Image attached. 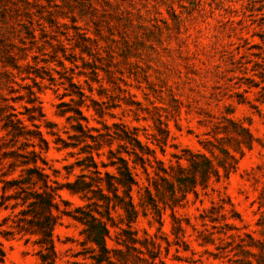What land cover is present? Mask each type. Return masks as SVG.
I'll use <instances>...</instances> for the list:
<instances>
[{"label": "rangeland", "instance_id": "obj_1", "mask_svg": "<svg viewBox=\"0 0 264 264\" xmlns=\"http://www.w3.org/2000/svg\"><path fill=\"white\" fill-rule=\"evenodd\" d=\"M32 115L38 120L29 121ZM16 119L29 134L17 136ZM114 125L155 149L176 188L172 199L152 158L148 175L135 167L136 203L155 183L163 194L130 226L145 242V261L116 255L115 264H151L148 250L157 264H264V0H0V180L39 152L46 161L39 165L63 186L56 201L111 217L113 248L126 220L107 201L86 200L65 185L82 173L94 178L82 161L88 153L101 172H114L104 165L117 155L131 164L105 135L118 131ZM35 126L46 151L32 136ZM239 126L251 133L250 148L236 143L244 139ZM221 148L237 160L228 176L220 168L219 179L196 194L189 182H175L192 172L186 158L200 153L217 164L226 160ZM82 228L61 216L59 264L90 262L74 256L84 248ZM0 243L4 264L38 262L33 237Z\"/></svg>", "mask_w": 264, "mask_h": 264}, {"label": "trees", "instance_id": "obj_2", "mask_svg": "<svg viewBox=\"0 0 264 264\" xmlns=\"http://www.w3.org/2000/svg\"><path fill=\"white\" fill-rule=\"evenodd\" d=\"M77 94L83 97V93L78 91ZM42 117V113H40ZM28 120L33 122L38 120L35 117L30 116ZM13 125V129L16 131L17 136H23L29 134L27 127L24 126L20 119L16 121L10 120ZM118 128V131L113 133H106L105 135L119 142L120 148L131 159L117 155L115 160H111L110 163L104 166H110L114 169V172L103 171L101 172L97 168L91 153L85 157L82 161H88L85 168L94 176L90 179V182L86 180L89 178L86 174L82 173L76 176L74 181L68 182L65 188L73 194L82 195L86 200L92 201H107L106 206L119 213V216L124 221L126 220V229H120L119 237L115 240L116 247L113 248L109 245L108 240H111L110 227L116 225L111 221V217L107 215L104 219L101 212L95 208V213L92 211H86L83 206L75 207L73 210L67 209L68 203L65 201H56L58 197V190L63 186L52 181L50 175L45 171V168L39 165V162L46 165L45 159L39 152L32 150L29 152V159L21 162L23 168L19 174L13 176V171L3 173V176H10L5 179H1V201H0V237L4 239L13 238L15 235H22L25 237H33V243L38 246V262L36 264H59L57 257V250L54 241V230L60 224L61 216L66 215L77 222H79L83 228L81 235L84 237L82 241L84 248L82 251L76 253L75 257L81 256L84 260L90 262L80 264H115L117 259L115 256L125 257L133 255L137 260L145 261L143 257V251L139 248V245L144 246L145 242L141 241L135 231L130 228L131 223L135 222L140 212L145 211L148 203L155 206L157 197L163 193L159 189V184L155 183L152 192L149 187H145V195L142 199L138 197V203L133 195V191L136 187H139V182L134 174L136 166H140L148 175L147 166L151 164V158L157 164L156 174L159 175L160 184L166 185L167 193L172 199H176V188L174 183L168 178L170 175L162 160L156 157L155 149L151 148L147 144L142 143L137 136L128 130L124 126L114 125ZM37 129L39 126H35ZM77 128H81L80 123L77 124ZM224 133H227V129H223ZM237 136L244 137V139L236 138V143L245 144L247 148H250L253 137L248 129L239 126L238 131H235ZM54 135V133H50ZM33 138H37L39 141V148L42 150L49 149L48 141L43 137L42 132L38 129L32 134ZM93 140L94 137L89 136ZM238 139V140H237ZM63 143L64 141L61 140ZM43 145V147L41 146ZM66 143H63V147H66ZM33 146L34 145H30ZM161 148V147H159ZM161 152L163 150L161 149ZM213 154V151H210ZM219 152L224 156L226 160L222 162L214 163L213 160L207 158L204 154L196 153L190 158H186V162L191 167L192 172L188 176H182L175 179V182L184 184L186 181L191 184V191L196 194L197 187L205 188L208 180L211 177L219 179L221 168L225 177L228 176L230 170L235 168L236 158L225 149H219ZM109 153L114 155L112 150ZM178 159H180L178 157ZM231 160L232 162H228ZM14 164H10V167ZM177 171L183 173L184 170L180 165L177 166ZM54 173L56 171L53 170ZM162 174V175H160ZM180 189V186H178ZM89 193L94 194L92 197ZM95 194H97L95 198ZM13 200V201H9ZM109 201H114L110 204ZM146 201V202H144ZM63 203L65 208L60 207V203ZM97 207V202L94 203ZM135 253V254H132ZM149 257L151 258V264L155 263L157 256L152 255L148 250ZM142 255V256H141ZM143 257V258H142ZM5 251L0 243V264H4ZM76 264V263H73ZM159 264H163L159 260Z\"/></svg>", "mask_w": 264, "mask_h": 264}]
</instances>
